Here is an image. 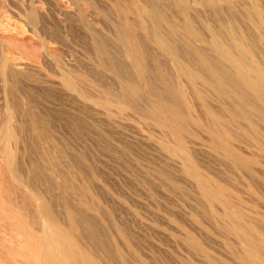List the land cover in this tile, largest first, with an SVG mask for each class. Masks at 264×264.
<instances>
[{"label":"bare ground","instance_id":"bare-ground-1","mask_svg":"<svg viewBox=\"0 0 264 264\" xmlns=\"http://www.w3.org/2000/svg\"><path fill=\"white\" fill-rule=\"evenodd\" d=\"M79 1L80 0H0V213L6 210V208H10V210L8 209L9 211L6 210L9 212L8 216H6L8 221V226H6L8 228L0 232V264H103L93 256V253H91L89 249L83 246L85 245L84 243H81L82 240H80L79 228L77 227L79 225L77 224L78 218H76L77 210L84 211L83 213L86 212L85 215L88 213L91 215L97 214L95 207L100 203L97 197L98 193L92 192V188L88 187L91 189L90 191L82 184L79 178L81 172L79 173L77 169L79 168L77 162L76 165L74 164L75 169L73 167L71 171L69 170L71 165H69L70 161L67 162V154L71 155L75 153L76 150L73 152L71 151V153H69L68 149L65 150V145L67 144L65 142V121L67 119V112H72V114L76 116L84 110L91 114H100L105 118L104 120L107 119L109 121L116 119L114 118L116 115L115 112H112L114 111L112 110V103L114 100L113 93L111 92L112 89L109 87V84L108 86H104L103 89L101 88L102 86H97L99 84H95L96 78H98L101 73L96 69L90 57L84 55L78 46V38L81 35L84 36V30L89 28H84L85 18L82 14L83 12H80L82 10L79 11ZM89 1L94 2L95 5L99 0ZM102 1L103 0H100V2ZM148 1L147 3L149 4L147 5L146 3H139L137 0H120L125 7L130 9L134 19L136 18L140 22L139 25H142V28H140L142 30L141 32H143L142 34L151 39L156 49L164 55L163 58L165 57L167 61L171 63L168 62L170 66L172 65L171 67H173L171 78L173 77L176 83L182 81L186 82L187 85L185 88L187 89L188 87V89L191 90L189 91L190 94L193 92L194 94L192 95H196L201 102L204 101L200 95L201 93H199L200 87L198 88V85L207 88L213 95L218 96V98L230 100L229 102L233 103L234 106L233 112L229 110V113L232 115L230 116L231 120L233 119L232 121H234L236 117V121L239 119L247 125L243 127L241 125L234 126L237 128V131L241 133L238 135L236 131V134L240 136L245 132V136L243 134L242 137H246L248 134L253 141H256L257 147L253 145L255 142L253 143L250 138L255 149L258 148L259 150H256L263 152V154H259L262 156L260 158H264V10L259 6L260 3L258 5L256 0H250L249 6L247 5L248 7L245 9L243 8L244 11L241 9L242 13L244 12L247 15L246 17L243 13L247 18L246 22L244 18V22L247 24L249 21V26L253 25L256 29L259 28L257 29L258 31L262 29L263 32L258 33L252 26L257 34L253 32L254 29L253 31L251 30L255 34V36L251 34L253 36L251 37L253 38L251 43H254L255 48L256 44L260 45L262 48L261 50H263V52L259 54L260 50L254 49L255 52L258 51L257 54H259L258 59H255V57L251 55V49L249 50L247 48L248 43L246 47V43L244 42L245 40L248 41L246 35L249 30L244 35V37L246 36L245 40L236 37L235 32L237 34L238 31L235 26V24H237L236 21L235 23L227 22V26H222L224 28L223 30H219V28L210 29L205 22H202L204 24L198 26L199 20L197 19V22H195L193 17H191L192 15H190V12H194L196 8L193 7L190 0ZM197 1L200 9L201 7L209 9L214 8L215 11L222 5L234 10L232 6L239 2L236 0ZM240 1L242 3V0ZM106 2L110 7L113 6L112 0H106ZM104 3L102 5H104ZM245 4H247V1ZM163 5L170 10V13L174 14V17L172 14H169L172 17L167 15L164 9H162ZM104 8H106V6ZM191 9L194 10L191 11ZM200 9L199 12L203 10ZM222 9L223 7L219 8V10ZM223 12H225L224 9ZM233 12L234 11L228 16L232 15ZM225 16L227 15L225 14ZM226 21H224V23ZM224 23L222 22L221 25H224ZM243 25L245 26V24ZM251 28L248 27V29ZM163 29L172 36L168 38V33L164 36L165 32L162 33ZM85 32H87V30ZM132 33L136 35L131 31L126 37L129 43H136V46L130 45L127 42L129 46L125 44L128 47L125 52L123 51V54L125 53L123 57L133 63L136 68V75L143 83L145 76L144 70L142 69V62H144L143 53L138 50L137 42L133 43L136 39ZM89 34H92V36L91 39H88L92 40V42L94 41L96 44L97 40L95 39H97V36L94 34L98 33L94 31V33L91 32ZM223 34H225V36ZM105 36L104 38L108 37V35ZM172 37L173 39H171ZM222 37L225 38L221 41ZM226 37L229 43L225 40ZM119 38L121 37L119 36ZM136 38L138 39L139 35ZM127 39L125 41H127ZM104 41L107 42L108 38L104 39ZM224 41L228 43V45L226 44L227 46H223V43H225ZM110 42L107 43L110 44ZM93 44L91 46H94L93 50L95 51L96 57L98 56L99 58L98 61L101 59L109 60L112 53L110 50L111 48L104 45L102 49L100 45L102 50L99 51L98 45L95 46V44ZM225 46L227 48H225ZM249 48L251 47L249 46ZM209 52L214 54L213 57L215 56L216 61H212L210 57H208L210 56L208 55ZM101 67L105 70H109L108 73L106 71L104 75L107 81L110 80L112 78L110 67H106L105 64L103 66L101 65ZM105 76H100V78L102 77L103 79ZM100 82H102V80ZM105 84L103 83V85ZM97 87H100L101 90ZM183 87L179 90L182 94L181 96H183L181 99L185 98L186 92L188 91V89L186 91ZM131 90L135 92L134 89ZM179 94L180 93H178V95ZM122 97L123 96H121V100L123 101ZM177 98L179 99L178 96ZM126 99H124V103L128 100ZM187 99L189 100L190 98L188 97ZM157 101L156 99V102ZM120 102L117 103L120 104L118 106H121L122 103ZM179 102L181 101L179 100ZM201 102H199V104H201ZM157 104L158 110L154 109V112L157 110L161 118L158 115L157 117L159 118H156V120L158 123L164 125L163 127L170 130L172 134V141L171 139L170 141L172 143L164 144V142H159L156 147L164 157L176 167L183 179L193 187H191L193 189L191 190L194 193H191L194 194L195 200H198L199 203L196 202L197 205H202V208H204V211H200L204 212L205 217H202L201 213V217L204 218V220L197 215V212L194 214L195 212L193 213L191 211L190 220L193 223L192 225H194L191 227H195L198 231L200 230L207 234L209 233L208 229L204 226L206 223L210 226L213 225L219 230L223 229V233H228V235L224 233L228 236V239L223 238L224 240L221 241V244L226 253L230 256V261L222 259L223 257L219 258L214 256L213 253L200 242L201 240H198L199 237L193 236L194 234L191 235V232H187L188 234H186L185 242L187 240L189 247L198 255L203 264H264V213L261 210L244 206V200L239 196V194L242 193L240 192L241 189L243 193L246 194L245 199H255V194L249 184L250 180L256 181L264 186V178L263 175H259L261 172L258 173L260 168L258 169L256 166L257 161L254 160L255 157L249 156L253 159L248 160L240 156L241 154L239 153L240 150H243V146L238 144H241L240 141H236L239 138H234V136L237 135H233L230 132L231 130L234 131L235 128L233 127L234 129H232L230 127L231 130L226 128V125L224 126L225 122L218 119V116L213 114L214 112H212V109H208L212 126L206 125L208 121L206 124L203 123L204 125L202 126V122L199 119L197 120H199V124L201 122V127L206 125V128L204 127V129H206V131L204 130L205 134L211 131L215 143L211 146L209 145L207 148V145H204L205 148H197L196 145L198 141L196 140L197 143H195L192 140L194 136L192 138L189 137L191 129H187L186 123L184 124L185 126L182 124L184 119L182 121L179 120V116H184L179 114L181 110L178 113L176 109L174 112L171 111L172 109L166 108L164 103ZM122 105L124 106V104ZM126 106L125 108L122 107L120 109L119 107L118 109L124 110ZM153 106L152 104L150 107L153 108ZM184 107V112L190 111H186V106ZM152 108L147 112H150ZM206 108L207 106L205 107V112ZM227 108H229V106ZM123 110L120 111V113L123 112ZM184 112L182 114H184ZM208 113H206L207 116ZM74 115L71 116L76 118L77 116L75 117ZM154 116L156 117V115ZM186 117L190 118L189 116ZM74 118L71 120H74ZM189 121L192 120L190 119ZM193 122L195 123L196 121L193 119ZM193 122L191 123L194 124ZM197 124L195 123L194 125L196 126ZM188 128H190V126ZM198 128L195 127L194 130ZM201 129L202 128H200V130ZM191 133L192 131L190 134ZM210 135L208 134V136ZM208 136L207 138L209 139L210 137ZM188 143L189 145H187ZM192 149H200V151L205 149L209 154L213 155L214 158H220V160L222 159L230 164L233 174L229 179L227 178L229 182L227 181L228 183L226 185V182L222 185V182L219 183L220 181L217 182L215 179H212L213 177L210 178L207 174L205 175L204 172L200 170L198 162L194 159L193 153L191 152ZM255 149L252 150V153L255 151L257 154L258 151ZM67 150L68 153L66 154ZM75 156L76 153L73 157ZM77 157V159L80 160L78 155ZM74 160L76 161L75 158ZM79 160L77 161L79 162ZM258 160L260 159L258 158ZM176 183L178 182L176 181L173 183L175 184L174 187L176 186L179 188L181 183H178L180 186ZM12 188H16L15 190L18 189L23 194L22 197H26L28 200V202L24 200V202L26 201L28 203H24L27 204L26 208H24L25 205H23L22 202H19V199L23 200L20 197L21 193L18 191L20 193L19 195L16 191L15 193L19 195L17 197L14 193L15 190ZM236 188L239 189V194H237L236 191H238V189ZM11 190H14L12 191L14 194ZM54 197L58 200H53ZM86 197L88 199H85ZM262 200L264 201V199ZM95 202H98L97 205ZM261 204H264V202ZM192 205H194V203H192ZM28 206L31 209L27 208ZM57 206H62L63 211L57 213L59 209L56 208ZM62 208H60V210ZM100 208L98 209L100 210ZM196 208L195 210L197 211L198 208ZM28 209L30 212L33 211L36 215L33 216L34 213L32 215L34 219L36 217V220L32 218V221L35 222L33 225L30 224L32 221H28L31 217V213ZM26 210L28 214L30 213V215L27 214L30 217L26 216ZM62 212L64 214H60ZM83 213L82 215H84ZM62 217H64V219H62ZM96 218L102 217L98 216ZM3 223L2 226L4 227ZM82 225L84 226V224ZM88 227L90 226L88 225ZM114 227L116 226L114 225ZM81 229L83 230V228ZM179 230L181 231V228ZM195 230L194 232H196ZM116 231H118V228ZM223 233L222 235H224ZM214 242L217 241L214 240Z\"/></svg>","mask_w":264,"mask_h":264},{"label":"rangeland","instance_id":"rangeland-1","mask_svg":"<svg viewBox=\"0 0 264 264\" xmlns=\"http://www.w3.org/2000/svg\"><path fill=\"white\" fill-rule=\"evenodd\" d=\"M137 1H139V3H142V4L143 3H146L147 5L149 4V3H147L148 0H146V2H145V0L144 1L143 0H137ZM236 1H239V2L236 3ZM236 1H235L236 4H234L232 6L234 8V10H231V8L229 9L225 5H222V6L217 8L218 11H217V9L215 11L214 8H212L213 9L212 10L211 8L209 9V8H202V7H201V9H203V10H201L200 7H198V1L197 0H190V2H192L191 4H193V7L196 8L195 10L191 9V11L194 10V12L196 14L192 11V12H190V15H192L191 17H193L195 22H197V19L199 20L198 26H200L201 24H204L202 22H205V23H207L206 25L210 29L211 28L212 29H216V28L218 29L219 28V30H223L224 28L222 26H227L228 25V24H226L227 22L235 23V21H236V23L238 25L235 24V26H236V30H238V31H237V34L235 32V36L240 38V39H243V40H245V37L247 36L248 39L247 38L246 39L248 41H246V40L244 41L246 43L245 45L247 47V43H248L247 48L249 50L251 49L250 50V52L252 51L251 55L253 57H255V59H258L259 54H261V52H263V50H261L262 48L258 44L255 45L256 48L254 47V43H251V41L253 39V38H251V37H253L251 34H254L256 31H258L257 29H259V28L256 29L252 25L256 29V31H255V29L252 26H249L250 25L248 23L249 21L246 24L245 22L247 21L246 20L247 15H246V13L243 12L246 15V17H245L242 13V10H241V9H243V8L245 9L246 7L249 6L248 4L250 3V0H242V3L240 0H236ZM244 1L245 2L247 1V4H245ZM104 2L107 4L106 0H103L102 2H100V0H99L97 2L98 4L95 3V5H94V2H91L89 0L88 1L87 0H83V1L80 0L79 1V3H78L79 7L78 8H79V11L82 10L80 12L81 13L83 12L82 14L84 15L85 23H86V24L84 23V26H85L84 28H86V27H89V28H86L87 32H85L86 30H84V33L86 35L85 34H84V36L81 35L83 38L81 36L78 38V46H79L80 50H82L81 52L84 55L90 57L93 64H95L96 69L101 73L99 75V77L96 78L95 84H99L97 86H100V87L102 86L101 87L102 89L104 86H106V85L108 86V84H109V87L112 89L111 92L113 93L112 95L114 96V100L112 103L113 104L112 110H114V111H112V112H115L116 115L114 114L115 115L114 118H116V119H113L114 121L113 120L108 121L107 119L104 120L105 118L102 117L100 114L99 115L95 114V113L91 114L90 112L82 110V112H80V114H78L79 117H78V115H76L79 119L74 114H72V112L71 113L67 112V119L68 120L66 119L67 122L65 121V124H66L65 125V142L67 143V144L65 143L66 144L65 150L68 149L69 153H71V151L73 152L75 150L78 152V154H77V152L75 151L76 156L73 157V155L75 153H72L70 155V154H67L68 150L66 151L67 159H68L67 162L70 161L69 162L70 164L69 163L68 164L71 165V168L69 167V170L71 171V169H73V167L75 169V165L77 162V165L79 166V168H77V169H78L79 173L81 172V175L79 174V176H80L79 178L82 181V184H84L87 188L88 187L92 188V192L94 191V193H96V194L98 193L97 197L100 200L99 201L100 203L95 202L96 205L98 203L97 206L95 205L96 206L95 208L97 210L96 212L98 215L96 213H95L96 215L94 214L95 216L91 215L89 213L87 215H85L86 212L83 213L84 211L77 210V213H76V216H77L76 218H78L77 224L80 225V227H79V225L77 227L79 228L78 229L79 235L81 237L80 240H82L81 243L82 244L84 243L86 246L85 245H83V246L86 247L87 249H89V251L91 253H93V256H95L103 264H203V262L200 260L198 255L191 249V247H189L187 240L185 242L186 234L191 232L190 233L191 235L194 234L193 236H196L197 238L199 237L198 240H201L200 242L211 253H213L214 256L219 257V258L223 257L222 259H226V260L230 261V259H229L230 256L226 253V251L224 250V248L221 244L222 240H224L225 238L228 239L227 238L228 233L224 232L225 234H227V235H225L222 232L223 229L219 230L216 227H214L213 225H211L212 226L211 227L210 225H208L206 223L204 224V226L208 229L209 233L211 232L210 234L207 233L209 235L201 232L200 230H199L200 231L199 232L198 229H196L195 227H191L194 225H192L193 223L190 220V214L192 212L193 213L195 212L194 214H196V212H197V215L202 220H204V218H202V217H205L204 212H200V211H204V208H202V205L201 206L197 205V203H199V202H198V200L197 201L195 200L196 198L193 196L194 194H192V193H194L192 191L193 187L186 180L183 179L180 172L177 171L176 167H174L173 164L170 161H168L164 157V155L160 152V150L156 147V145L159 142L160 143L164 142V144L165 143L168 144L172 141V137H171L172 134H171L170 130L168 128L166 129V127H163L164 125L158 123L156 120V118L160 117V115L157 113V110H158V104L157 103H159V104L164 103L165 105L164 104L163 105L166 106V108H168V109L170 108V110L172 109L171 111H174V112L177 110V112L179 113V111L181 110L180 111L181 113H179V114H181L182 116L186 115V116L190 117V118H187L185 116V118H186V120H185L184 116L183 117L179 116V120L182 121L184 119L183 120L184 123L182 122V124L184 125L186 123L187 129H191L190 130V132L192 131L191 134L188 131L189 137L192 138L194 136L195 139L193 138L192 140L195 143H197V141H198L199 144L197 143V145H196L197 148H200V147L203 148L204 145H207L206 146V148H207L209 145L211 146L212 144L215 143L214 142L215 140H214V137H213L211 131L208 133L206 132V134H205L206 129H204V127L206 125L212 126V123L210 120V115L208 113V109L209 110L212 109V112H214L213 114L215 116H218V119H220L222 122H225L224 126L226 125L225 127L229 128L230 130H231V128L234 129L235 128L234 126L241 125L243 127V126H247V125H245L243 123V121H240L239 119L236 121V117L235 118L232 117V118H234V121H232L233 119L231 120L230 116H232V115L229 113V110L232 111L234 109V106H233V103L229 102L230 100L223 99L220 97L218 98V96L213 95V93L210 90H208L207 88L203 87L202 85H200V86L198 85V88L199 87L201 88V89L199 88V93H201L200 95L204 101V102H201L200 99H198V97L196 95H194V96L192 95V94H194L193 92H192V94H190L189 91H191V90H189L188 87H187V89H188V91H187V89L185 88L187 85L186 82L182 81L183 83L182 82L176 83V80L173 79V77L171 78V72L173 71V69H172L173 67H171L172 65L170 66L171 63L169 61H167V59L165 57L163 58L164 55H162L161 52H159L156 49V47H155L154 43H152L151 39H149L148 37H146L142 34L143 32H141L142 30L140 29V28H142V25H139L140 22L136 18L134 19V16H132L133 14H131L132 12L130 11V9L125 7V5L120 2V0H112V5H113L112 7L113 8L110 7L108 4L106 5ZM113 2H114V4H113ZM256 2L258 5L260 3L259 6L261 8H263V10H264V0H256ZM103 3H104V5H102ZM195 5H197V6H195ZM103 6L104 7L106 6V8H104ZM108 6H109V8H108ZM199 6H200V4H199ZM100 7H101V9H100ZM222 7H223L225 12H223V9L219 10V8H222ZM107 8H108V10H107ZM162 9H164V11L167 13V15L169 17H172V16L174 17V14L170 13L169 12L170 10H168L165 5H163ZM199 9L201 10L200 12H199ZM244 9H243V11H244ZM112 10H114V11H112ZM263 10H262V12H263ZM232 11L235 12V13L234 12L232 13L233 16L232 15H230L232 17L228 16ZM219 12H220V14H219ZM221 12H223V13H221ZM169 14L170 15L172 14V16H170ZM201 14H203L204 16ZM225 14L228 17L225 16ZM92 17H93V19H92ZM227 18H229V19H227ZM244 18H245V22H244ZM225 19L229 20V21H226ZM201 20H203V21H201ZM224 21H226V22L224 23ZM222 22L224 23V25H221ZM243 24H245V26ZM219 26H221V27H219ZM243 26H244V28H243ZM93 27H95V28H93ZM248 27L249 28L252 27V28L248 29ZM253 29H254V31H253ZM248 30L250 31V33ZM90 31L93 33L95 31L96 33H98V34H94L97 36L96 37L97 39H95V40H97L96 44L94 41L92 42V40H90L91 36H92V34L91 35L89 34V33H91ZM131 31L136 34V35H134L132 33L136 39V41L134 40L133 43L137 42V48H139L138 50L143 53L144 62H142V69L144 70V75H145L143 83L141 82V79H139L138 76L136 75V68L134 67L133 63H131L130 61L126 60L123 57L125 54V53L123 54V51L125 52V50L129 46L128 44L136 46V43H134V44L129 43L128 39L126 37L129 33H131ZM247 31H248V33H247ZM163 32H165L164 36H166L168 33L167 31H165V29H163L162 33ZM99 33H102L103 37H102V34H99ZM246 33H247V35L244 37V35ZM258 33H263L262 29L259 30ZM106 34L108 35V37H106L107 36ZM249 34H250V41H249ZM255 34H257V32ZM255 34H254V36H255ZM98 35H100L103 39ZM138 35H139V38L137 39L136 37H138ZM223 35L225 36V34H223ZM104 36L106 38H108L107 42L111 41L110 42L111 45L109 43H107L106 41H104V39H106V38H104ZM119 36L121 38H119ZM142 36H144L145 38ZM171 36L172 35L169 34L167 37L170 38ZM98 37H100V38H98ZM88 38H90V39H88ZM123 38H124V40H123ZM222 38H221V41L224 40L225 37H222ZM81 39H82V41H81ZM100 39H102V40H100ZM126 39H127V41H125ZM171 39H173V37ZM225 40L226 41L228 40L227 37ZM226 41H224L225 43H223V46L226 44L228 45L229 42L227 41L228 43H226ZM127 42H128V44H127ZM93 43L95 44V46L98 45L99 51L104 48V45L105 46L107 45L108 47L111 48L110 50L112 53H111V57L109 58V60L101 59L100 60L101 62L98 61L99 58H98V56L96 57L95 51L93 50L94 46H91ZM125 44H127L128 46H126ZM100 45H101L102 49L100 48ZM125 46H126V48H125ZM226 46H225V48H227ZM249 46L251 48H249ZM258 46H259V48H258ZM98 48H97V50H98ZM254 49L260 50L259 54H257L258 51L255 52ZM89 50H90V52H89ZM211 53L212 52L208 53V55H210L208 57H210V59L212 61H216L215 56L213 57L214 54H211ZM253 53H255V54H253ZM97 63H98V65H97ZM104 64L106 67L107 66L110 67L111 72H112L111 77L113 79L111 78L110 80L107 81V78L104 74L106 73V71L108 73L109 70H105L103 67H101V65L103 66ZM163 75H165V76H163ZM100 76H105V77H103V79H102V77L100 78ZM101 80H102V82H100ZM103 83L104 84L106 83V84L103 85ZM100 87H97V88H99V90H101ZM182 87H183V89H185L188 92L187 93L185 91L186 92L185 98L186 99L188 97L190 98L189 100L187 99V101L185 98L181 99V97H183V96H181L182 94L179 90ZM141 88H143V89H141ZM131 89H134L135 92H132L133 90H131ZM178 93H180V94L178 95ZM121 96H123L122 97L123 101L121 100ZM177 96L179 97V99L177 98ZM194 97L197 98L199 101L197 99H195ZM112 99H113V97H112ZM124 99H126L130 103H128L127 101L124 103ZM150 99H152V100H150ZM156 99L158 100L157 102H156ZM179 100L181 102H179ZM149 101H150V103H149ZM154 101L156 102V104ZM118 102L124 104V106L122 104H121V106H118V105H120V104H117ZM199 102H201V104H199ZM114 103H116V104H114ZM181 103H183V104H181ZM204 103H205V105H204ZM126 104L128 107L126 106ZM150 104L154 105L153 108L150 107L151 106ZM202 104H203V106H202ZM183 105L186 106V111L190 110V111H188L189 113L184 112L185 107ZM125 106H126V109H124V110L122 109L123 112L120 113V111H122L120 109L122 107L125 108ZM148 106H149V108H148ZM206 106H207V108H206V112H205ZM228 106H229V108H232V109L227 108ZM119 107H120V109H118ZM150 108H152V110L150 111L151 113L147 112L150 110ZM225 108H227V109H225ZM154 109H157V110H155L156 112H154ZM117 111H119V112H117ZM183 112H184V114H182ZM190 112H192V113H190ZM97 113H99V112H97ZM152 113L154 115H156V117ZM206 113H208V116ZM71 115L72 116L74 115L76 118L72 117ZM158 115H159V117H157ZM152 117L155 119H153ZM73 118H74V120H71ZM180 118H182V119H180ZM75 119L78 121V123ZM190 119L192 121H189ZM193 119H194V121H196L195 122L196 124L198 123L197 124L198 126L194 125L195 123L193 122ZM197 119H199L202 122V126L204 124H206L207 121H208V124H206L204 127H201V122L199 124V120H197ZM75 122H76V124H75ZM131 122H133V123H131ZM191 122H193L194 124H192ZM187 123H188V125H187ZM261 125H263V124H261ZM189 126H190V128H188ZM195 127L196 128L199 127L198 128L199 130L198 129L194 130ZM160 128H161V130H160ZM200 128H202L201 130H203V131L205 130V131L204 132L201 131ZM232 131L233 130H231L230 132L233 135L241 134L240 132L237 131V128H235L233 132ZM167 133H168V135H167ZM210 133H211V135H210ZM208 134L210 136H208ZM243 134L245 136V132L242 133V135H240V136H238V135L234 136V138H239L236 141H240L242 145L240 143H238V144L240 146H243V148L241 147L243 150H240L239 154H241L240 155L241 157H243L244 159L247 158L248 160H252L255 157L254 160L257 161L256 166L258 169L260 168L259 169L260 171L258 173L261 172L259 175L260 176L263 175V178H264V164H263L264 158L261 159L260 157H262V156L259 155L260 153L263 154V152L262 151L259 152L258 148H256L258 150L255 149V147H257L255 140L253 141V139L250 136H248L247 133H246L247 134L246 137H242ZM143 135H145V136H143ZM207 136L210 138L208 139ZM250 138L252 139L253 143L255 142L253 144L254 146L256 145L255 147L252 145ZM170 139H171V141H170ZM165 141H168V142H165ZM210 142H212V143L209 144ZM151 144H153V145H151ZM77 145H78V147H77ZM187 145H189V143ZM254 149L256 151H258L259 153L257 152V154H256L255 151H253V153H252V150H254ZM193 151H195V152H193ZM201 151H200V149H198V150L192 149L191 150V152L193 153L194 159L196 160V162H198V166L200 165V167H199L200 170H202L205 175L207 174L208 177H210V178L213 177L212 179H215L217 182H219V181H220L219 183L222 182L221 183L222 185H224V183L226 182L225 183V185H226L229 182L228 179L233 174V172L231 171L232 168H231L230 164H228L226 161H224L222 159H221L222 160L221 161L220 158H214L213 155L209 154L205 149H202ZM79 152H80V154H79ZM77 155L79 156L80 160L77 159L78 158ZM258 155H259V157H258ZM249 156H251V157L253 156V158H251ZM256 157H258L260 160H258V158H256ZM74 158L76 159V161L74 160ZM213 158H214V160H213ZM77 160H79V162ZM210 163H211V165H210ZM213 163H214V165H213ZM176 181L178 183H181L180 185L183 187L182 188L178 183H176L180 186L179 187L180 191H179L178 187L175 186L177 191L174 187L175 184H173V183H175ZM253 182H255L256 184ZM249 184H250L252 191L255 194V199H253V200L245 199L246 194L243 193V191L241 189H240V192H242L241 194H243V195L239 194L240 192H239L238 188H236V189H238V191H236L237 194H239V196H241L242 199L244 200V203H243L244 206H248V207H251V208L256 209V210H261L264 213V209H263L264 204H261L264 202L262 200V199H264V197H261V196H264V194H263L264 193V186L259 184L256 181H252V180H250ZM12 189L15 190L16 188H12ZM14 190H11V192ZM89 190L91 191V189H89ZM16 191L20 195L21 192L17 189L14 191V193ZM17 193H15V195L18 197L19 195H17ZM22 195L23 194L21 193L20 197L23 200L19 199L20 200L19 201L18 198H17V200L20 203L22 202V204L25 205L24 208H26V205L28 204L27 203L28 200L26 199V197H24V196L22 197ZM55 197L53 198V200H58L57 198L55 199ZM85 199H88V198L86 197ZM98 199H96V200H98ZM24 200L27 201V202L25 201L27 204H24L25 203ZM261 201H263V202H261ZM192 203H194L195 206L192 205ZM196 206H197V208L200 206L199 207L200 210L198 208L200 213L198 212V210L197 211L195 210ZM97 207L98 208L101 207L100 210ZM27 208L31 209L29 206ZM56 208H59L58 210H60V208H62V206H57ZM8 209L10 210V208H8ZM8 209L6 208V210H8ZM29 209H28V211H29ZM6 210H3L4 213H3V211H2V213H0V216L1 215L4 216V217L3 216L0 217V219H1L0 224L2 227V228L0 227L1 228L0 232L2 230H6L8 228L7 227L8 221H7L6 216H8L9 210L8 211H6ZM58 210H57V213L63 211V208L60 211H58ZM28 211L26 210L25 213L27 212L26 213L27 217L31 216L30 219L27 218V219H29L28 221L31 222L32 218L34 219L33 216H36V215L33 211H31V212L29 211L31 213V215H30V213L28 214ZM33 213H34V215H33ZM78 213H79V215H78ZM82 213L85 216L82 215ZM201 213H202V217H201ZM27 214L30 216H28ZM60 214H64V213L62 212ZM90 215H91V217H90ZM61 216H64V215H61ZM93 216L95 218L98 216L99 217L101 216L102 218H96L95 219ZM2 219H3V222H5V223L2 222ZM62 219H64V217H62ZM170 219H172V220H170ZM34 220H36V217ZM188 221H189V223H188ZM2 223H3L4 227L2 226ZM30 224L33 225V224H35V222L32 221ZM82 224H84V226ZM107 224L108 225L110 224V225L108 226ZM88 225L90 227H88ZM114 225L116 227H114ZM175 225H176V227H175ZM178 225L180 226L181 231L179 230L180 228ZM5 226H6V228H5ZM177 226H178V228H177ZM3 228H5V229H3ZM81 228H83V230ZM117 228H118V231H116ZM194 230L197 233L198 232L199 233L197 234L196 232H194ZM91 232H93V233H91ZM221 232L224 235H222ZM113 233H115V234H113ZM119 234H122V235H119ZM205 236H207V237H205ZM82 237H83V239H82ZM106 238H108V239H106ZM179 238H181V239H179ZM91 239H92V241H91ZM111 239H113V240H111ZM219 239H221V240H219ZM214 240L217 242H214Z\"/></svg>","mask_w":264,"mask_h":264}]
</instances>
